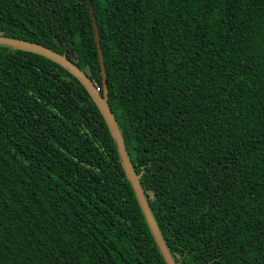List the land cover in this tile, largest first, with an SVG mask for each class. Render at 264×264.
Segmentation results:
<instances>
[{
    "label": "trees",
    "instance_id": "obj_1",
    "mask_svg": "<svg viewBox=\"0 0 264 264\" xmlns=\"http://www.w3.org/2000/svg\"><path fill=\"white\" fill-rule=\"evenodd\" d=\"M95 31L174 263L264 264V0H0L1 37L65 57L101 94ZM0 264H165L84 87L4 45Z\"/></svg>",
    "mask_w": 264,
    "mask_h": 264
},
{
    "label": "water",
    "instance_id": "obj_2",
    "mask_svg": "<svg viewBox=\"0 0 264 264\" xmlns=\"http://www.w3.org/2000/svg\"><path fill=\"white\" fill-rule=\"evenodd\" d=\"M90 15H91V21L93 24V28L95 29L94 26V20H93V15L92 11L90 10ZM94 37L96 41V47H97V53L99 57V63H100V68H101V76H102V93L100 94L97 90V88L93 85V83L88 79V77L81 72L72 62L67 60L65 57L47 49L44 48L40 45L21 41V40H16V39H9V38H4L0 36V45L8 46L14 49H19L27 52H31L34 54L41 55L47 59H50L51 61L57 63L60 65L62 68L66 69L72 76H74L84 87L86 92L89 94L93 102L96 104L98 107L108 129L109 132L115 142L116 149L121 161L122 168L124 170V173L126 175V178L132 188L133 194L136 198V201L138 203L139 209L145 219V222L148 226V229L154 239V242L159 250V253L164 260L165 264H176L174 263L173 259L171 258L167 247L160 235V232L155 224V221L152 217L151 211L149 209L148 203L145 200V197L143 195V192L141 190V186L139 184V175L136 176L130 163L127 158L121 135L119 133V129L117 127V124L113 118V115L107 105V89H106V83H105V74H104V66L102 62V57H101V52L99 49V42H98V37L96 31L94 32Z\"/></svg>",
    "mask_w": 264,
    "mask_h": 264
}]
</instances>
